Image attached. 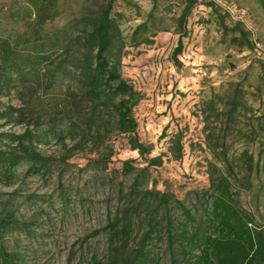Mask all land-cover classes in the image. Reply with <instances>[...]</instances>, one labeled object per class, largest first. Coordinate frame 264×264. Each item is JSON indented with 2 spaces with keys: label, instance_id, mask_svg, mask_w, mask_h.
I'll use <instances>...</instances> for the list:
<instances>
[{
  "label": "rangeland",
  "instance_id": "rangeland-1",
  "mask_svg": "<svg viewBox=\"0 0 264 264\" xmlns=\"http://www.w3.org/2000/svg\"><path fill=\"white\" fill-rule=\"evenodd\" d=\"M47 2L56 15L39 27L43 0H0V38L22 60L44 57L0 94V149L20 158L11 177L0 168V205L21 223L9 236L17 264H121L153 225L151 257L192 264L169 246L165 228L171 220L194 231L220 181L264 231V0H196L184 28L188 0ZM109 7L123 40V78L140 93L135 134L118 130L81 78L92 54L83 19ZM156 157L162 164L150 166ZM128 220L124 242L112 225Z\"/></svg>",
  "mask_w": 264,
  "mask_h": 264
},
{
  "label": "trees",
  "instance_id": "trees-1",
  "mask_svg": "<svg viewBox=\"0 0 264 264\" xmlns=\"http://www.w3.org/2000/svg\"><path fill=\"white\" fill-rule=\"evenodd\" d=\"M196 0H188L181 17L180 26L184 28ZM110 7L101 18H84L85 24L92 28V32L83 36V45L91 55H85L81 64V78L88 89L94 104L111 108L116 118L117 128L122 133L135 134L137 122L133 116V109L140 101V93L123 78L121 44L123 42L118 27L110 18ZM56 11L47 0L38 9L37 24L53 20ZM87 33V31L85 30ZM244 36V35H243ZM151 43L150 40H146ZM183 38L179 40L175 57L182 53ZM41 53L27 56L26 60L17 54L7 40L0 38V94L9 87L7 82L11 76L21 73L23 66L36 67L43 60ZM39 59V60H38ZM41 59V60H40ZM6 110H2L0 101V118ZM72 133V132H70ZM164 135V134H163ZM27 137V133L20 136V144ZM142 144L135 142L133 149L141 150ZM27 155V154H26ZM33 160H40L39 167H43L44 158L35 154ZM20 158H7L0 149V168L5 169V177H11L13 170L19 165ZM162 158L156 157L149 161L150 166H160ZM35 171H40L36 169ZM151 195V192H146ZM145 193V194H146ZM165 197V196H163ZM165 201L166 200H162ZM176 203L180 204L179 201ZM184 214L192 220L190 211L182 207ZM119 222L113 224V236L122 233L124 242L130 237L131 222L125 221L121 228ZM20 219L15 212L9 210L5 204L0 205V264H17L18 257L10 250L9 236L20 227ZM165 233L170 247H177L192 264H264V231L252 228V221L246 214L234 206L233 194L225 181H220L213 202L205 208V220L192 231L186 222H168ZM157 235L155 226L145 234L143 244L132 255L122 258L121 264H159V259L151 257L147 247ZM115 264V263H110Z\"/></svg>",
  "mask_w": 264,
  "mask_h": 264
}]
</instances>
